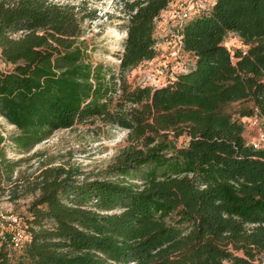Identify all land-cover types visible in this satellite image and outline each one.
Here are the masks:
<instances>
[{"label": "trees", "instance_id": "1", "mask_svg": "<svg viewBox=\"0 0 264 264\" xmlns=\"http://www.w3.org/2000/svg\"><path fill=\"white\" fill-rule=\"evenodd\" d=\"M170 1L163 0L146 15L140 14L129 33L120 58L119 99L122 106L139 105L142 109L145 103L150 104L149 115L154 117L150 122L142 111L140 120L126 128L142 123V130L154 136L161 127H171L175 134L191 138L183 156L191 162L192 176L155 180L142 194L98 181L91 186L65 182L35 199L28 208L29 216L18 214L19 230L26 237L20 248L11 247L15 228L0 234V264H13L11 252L19 253L16 264H126L131 258L138 264L141 254H151L150 264L260 262L264 255V149L248 146L243 123L231 121L222 108L231 102L250 101L253 106L242 115H253V107H257L264 118V0H216L210 11L194 15L183 28L184 49L188 57L195 56V67L167 87L132 86L126 74L141 64L153 63L159 55L157 21ZM231 3H235L233 9ZM19 32L22 35L14 38ZM80 32L79 13L63 5L46 0H1L0 58L11 68L0 70V86L16 83L25 96L37 94L42 101L46 96L41 94L38 79L47 77L62 93L72 91L70 76L74 74L63 76L67 80L63 82L51 73L49 65L53 57L64 60L71 54L69 42ZM229 34L239 36L247 50L240 48L233 55L225 45ZM87 51L82 40L77 52L86 56ZM108 75L115 79L113 71L108 70ZM113 86L117 93V84ZM74 97L75 103L68 107L60 102L52 105L57 114L67 118L68 126L76 113L92 110L94 103L85 104L89 99L81 93ZM209 103L218 110L206 122L202 110ZM2 143L0 138V146ZM1 185L0 177V189ZM73 189L81 191L80 202L94 197L114 206L124 198L138 197L136 205L146 203L148 208L137 211L132 205V210L121 216L91 220L88 211L66 198ZM156 210L175 213L176 218L165 227L151 223L156 230L150 247H140L141 211L151 214ZM82 222L95 233L87 240L85 252L72 249L67 238L69 229ZM185 230L188 232L183 233Z\"/></svg>", "mask_w": 264, "mask_h": 264}, {"label": "rangeland", "instance_id": "2", "mask_svg": "<svg viewBox=\"0 0 264 264\" xmlns=\"http://www.w3.org/2000/svg\"><path fill=\"white\" fill-rule=\"evenodd\" d=\"M46 1L78 12L81 18V32L69 42L71 54H67L64 60L53 57L49 65L51 73L63 82L67 81L63 76L74 74L70 76L73 90L62 93L47 77H41L38 84L46 99L40 101L37 94L25 96L16 83L0 86V138L3 139L0 146V210L29 216L28 208L35 199L56 187L60 188L65 182L69 186L71 183L91 186L98 181L124 186L134 194H142L151 189L155 180L192 176L191 162L183 156L187 153L191 138L175 134L171 127H161L154 136L151 132L148 134L142 130V123L136 124L134 129L126 128L127 125L134 124L132 122L135 120H140L142 111L149 116L148 121L153 122L154 117L149 115L147 107L150 104L145 103L142 109L139 105L122 106L119 95L111 88L115 84L116 89L120 87V58L139 15H146L163 0ZM178 1L171 0L157 21L155 36L158 39L159 55L156 60L141 64L137 70L126 74V79L132 86L140 82L146 71L161 68L164 61L176 67V40L175 37L172 38V33ZM234 4L231 3V9ZM21 35L22 32H19L13 37L19 38ZM82 40H85L88 48L86 56L77 52V46ZM237 40L234 34H229L225 40V45L233 55L240 48L244 51L248 48ZM192 60L196 64L195 56ZM10 68L0 58V70ZM108 70L115 73V79L109 78ZM75 93L88 97L85 104L90 101L94 103L92 110L76 113L72 125L68 126L67 118L57 114L52 105L58 102L67 104V107L74 104ZM50 94L56 97H50ZM97 106L99 109H95ZM252 106L250 101H235L223 105L222 110L230 115L231 121L239 119L243 122V119L250 118L257 112L258 108L253 107V115H242L248 113ZM217 110L215 104H207L202 110V118L208 120L206 118ZM262 120L264 124L263 117ZM244 126L245 132L242 134L247 142L258 136V130ZM151 138L152 141L149 140ZM79 192L81 191L73 189L66 198L72 201V205L81 206L88 211L91 220L101 221L104 217L121 216L131 211L129 208L132 205L137 211L148 208L146 203L139 204L140 207L136 205L138 197L124 198L114 206L94 197L80 202ZM141 215L138 245L143 248L150 247L152 234L156 230V227L149 226L151 223H162L165 227L171 223V218H176L175 213L171 215L160 210L152 211L151 214L141 211ZM93 229L86 222L71 227L67 234L71 248L85 252L87 240L95 236ZM187 232L185 230L183 233ZM97 238L102 240L100 236ZM18 254L11 252L13 264H16ZM150 257L151 254H141L138 264H150ZM135 259L131 258L126 264H137ZM257 264H264V255Z\"/></svg>", "mask_w": 264, "mask_h": 264}, {"label": "built area", "instance_id": "3", "mask_svg": "<svg viewBox=\"0 0 264 264\" xmlns=\"http://www.w3.org/2000/svg\"><path fill=\"white\" fill-rule=\"evenodd\" d=\"M216 4V0H179L177 3V10L173 17V27L174 31L172 33V38L175 37L176 40V56L177 65L173 66L172 63H163L161 68L158 70L146 71L139 84L144 86H150L153 89H160L167 87L174 83L177 77L182 73H188L192 68L195 67V63L192 58L188 57L184 49V35L183 28L186 22L191 19L194 15L200 12H208ZM235 35V34H234ZM237 41L242 42L241 38L236 35ZM243 43V42H242ZM183 58H186L184 60ZM121 63V60H120ZM176 69V70H175ZM117 93L120 94V87H118ZM243 125L249 126V129L258 130V136L255 139H251L247 142L248 146L253 147L256 150L264 149V124L262 117L259 115V111L254 116L242 120ZM248 123V124H247ZM245 127V126H244ZM20 218L19 215L14 212H6L0 210V234H4L9 229H16L14 233L11 234L10 243L13 249L20 248L25 242L26 237L19 230Z\"/></svg>", "mask_w": 264, "mask_h": 264}]
</instances>
